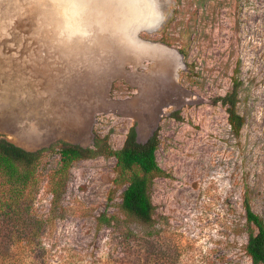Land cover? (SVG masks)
Here are the masks:
<instances>
[{
    "label": "rangeland",
    "instance_id": "rangeland-1",
    "mask_svg": "<svg viewBox=\"0 0 264 264\" xmlns=\"http://www.w3.org/2000/svg\"><path fill=\"white\" fill-rule=\"evenodd\" d=\"M161 3L0 0V135L29 152L90 147L94 135L119 149L134 126L140 142L156 132L168 175L152 181L148 227L120 212L114 158L75 163L52 206L58 155L43 153L48 264H119L130 232L160 264H251L243 203L264 221V0ZM97 15L102 27L81 24ZM235 83L237 136L217 101Z\"/></svg>",
    "mask_w": 264,
    "mask_h": 264
},
{
    "label": "trees",
    "instance_id": "trees-1",
    "mask_svg": "<svg viewBox=\"0 0 264 264\" xmlns=\"http://www.w3.org/2000/svg\"><path fill=\"white\" fill-rule=\"evenodd\" d=\"M238 85L235 83L231 91L217 100L226 107L228 123L236 136L244 123L236 110ZM157 146L156 132L145 142H140L134 126L119 149L111 148L107 137L94 135L90 147L62 142L56 149L50 146L29 152L0 135V264H48L44 241L52 234L55 210L52 207L42 214L35 207L42 180L43 153L51 151L58 155L55 167L46 173L47 186L53 196L52 206L58 202L75 163L97 156L114 158L116 176L112 192L123 188L120 212L151 227L154 224V206L150 198L152 181L168 177L156 161ZM243 204L249 229L245 252L251 264H264V221L251 209L247 198ZM123 239L128 254L119 264H160L151 239L138 237L133 232Z\"/></svg>",
    "mask_w": 264,
    "mask_h": 264
},
{
    "label": "crops",
    "instance_id": "crops-1",
    "mask_svg": "<svg viewBox=\"0 0 264 264\" xmlns=\"http://www.w3.org/2000/svg\"><path fill=\"white\" fill-rule=\"evenodd\" d=\"M102 15V19L101 20H103L104 19V17H103V14H101ZM87 20L86 21H82V23L81 24H85V23H87V25H96V26H98V27H102V23L101 22H98V15L97 16H95V18H94V20L92 19V18H86ZM78 21H80V19L78 20ZM104 25V24H103ZM105 26H107V25H104V27ZM103 27V28H104ZM109 27H110V24H109ZM107 28V30H108V27H106ZM120 27H119V25H116L113 29H111V27H110V29L111 30H117V29H119ZM109 32H111V31H109ZM115 33V32H114ZM116 34H118V33H116ZM111 35H113V33H111Z\"/></svg>",
    "mask_w": 264,
    "mask_h": 264
},
{
    "label": "flooded vegetation",
    "instance_id": "flooded-vegetation-1",
    "mask_svg": "<svg viewBox=\"0 0 264 264\" xmlns=\"http://www.w3.org/2000/svg\"><path fill=\"white\" fill-rule=\"evenodd\" d=\"M153 2H156V3H158V6H159V9H160V6H161V0H152ZM162 10H160V12H159V14H160V16L159 17H161V20H160V22L162 21V12H161ZM160 25V24H159ZM158 25V26H159ZM158 28V27H157ZM156 28V29H157Z\"/></svg>",
    "mask_w": 264,
    "mask_h": 264
}]
</instances>
